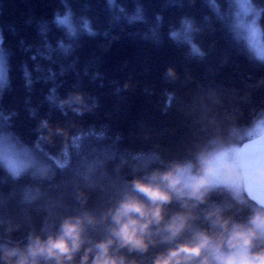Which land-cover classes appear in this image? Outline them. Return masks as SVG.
<instances>
[{
	"label": "trees",
	"instance_id": "obj_1",
	"mask_svg": "<svg viewBox=\"0 0 264 264\" xmlns=\"http://www.w3.org/2000/svg\"><path fill=\"white\" fill-rule=\"evenodd\" d=\"M65 18L70 25L57 23ZM250 23L228 0H0V111L12 115L4 138L28 160L18 179L0 162V255L79 217L84 242L66 264H81L88 248L92 264L120 202L146 200L134 180L163 184L160 174L183 167L201 174L206 153L248 140L264 114V61L245 33ZM257 27L264 42V21ZM45 121L75 136L53 140ZM203 190V199L185 190L163 205L145 250L114 243L111 254L154 264L186 243V226L231 251L221 239L233 224L250 227L260 207L225 186ZM180 218L185 227L172 235L167 225ZM262 249L264 233L252 251Z\"/></svg>",
	"mask_w": 264,
	"mask_h": 264
},
{
	"label": "clouds",
	"instance_id": "obj_2",
	"mask_svg": "<svg viewBox=\"0 0 264 264\" xmlns=\"http://www.w3.org/2000/svg\"><path fill=\"white\" fill-rule=\"evenodd\" d=\"M182 170L168 171L160 174L163 184L146 182L136 179L132 182L133 189L141 193L146 200H141L134 195H127L111 213L113 227L111 237L96 244V255L92 264H125L123 257L113 256L111 247L118 243L120 247L130 250H145L148 247L147 233L153 224L163 220V205L174 197H183L185 189H191L188 194L203 199L202 186L208 183L205 179H195L186 183ZM91 219V218H90ZM216 223L225 230L229 222L218 218ZM250 227L233 224L227 237L221 239V246L226 245L230 253L216 250L212 245V238L205 234L198 235V242L181 244L178 248L171 249L158 255L154 264H183L193 258L203 256L201 264H210L206 250L211 249L216 257V264H264V249L252 251L254 240L260 234L259 229L264 228V212L256 213L250 220ZM184 226L182 218L173 219L168 225L172 235H177ZM82 218H67L61 225L58 235L31 238L24 249H5L0 255V260L6 264H42V261H55V264H66L73 259L83 244ZM93 251L88 248L81 260V264H88L89 254Z\"/></svg>",
	"mask_w": 264,
	"mask_h": 264
},
{
	"label": "rangeland",
	"instance_id": "obj_3",
	"mask_svg": "<svg viewBox=\"0 0 264 264\" xmlns=\"http://www.w3.org/2000/svg\"><path fill=\"white\" fill-rule=\"evenodd\" d=\"M247 6V5H245ZM248 19H250L248 17ZM245 33L248 37V40L253 48V54L258 57L257 53L264 51V42L262 41L260 31L256 26H251L250 24H245ZM0 74H2V69L0 67ZM264 131V114L261 115L254 122L252 127L247 130L244 137L253 138L254 136L260 134ZM240 145L235 143L234 145H229L227 147L220 146L218 148L212 149L210 152L206 153L203 161L204 168L203 172L198 175H194L190 168L183 167L180 172L184 177L186 183L192 182L195 179H205L208 183L202 188L205 187H215V186H225L236 193H242V177L240 170L236 169L233 166V159L236 157V152L239 151ZM226 154L222 158L221 154ZM0 162L10 170V165H14L18 173L22 172L26 165L28 164L27 158L20 153V150L16 149L13 145L10 144L8 139L4 138L3 142L0 143ZM11 171V170H10ZM12 172V171H11ZM191 191V189H185ZM259 212H264L260 208L255 210V214ZM185 227V225H184ZM190 226H186V243H196L198 242V233L194 232ZM259 233H264V228L258 230ZM188 241V242H187ZM214 247V246H213ZM216 250V247H214ZM221 251V250H219ZM224 253H230L231 251ZM204 255L208 256L210 264H216V257L211 249L206 250ZM203 258V256H201Z\"/></svg>",
	"mask_w": 264,
	"mask_h": 264
},
{
	"label": "snow or ice",
	"instance_id": "obj_4",
	"mask_svg": "<svg viewBox=\"0 0 264 264\" xmlns=\"http://www.w3.org/2000/svg\"><path fill=\"white\" fill-rule=\"evenodd\" d=\"M228 2L240 5V8L243 11L244 15L251 19V26H256L260 22L264 21V7L257 8L255 6L256 0H228ZM245 5H247V6H245ZM238 14L239 13H237V15ZM57 23L61 24V25H70V21L68 20V18H65L63 20H58ZM185 23H187V22H185ZM188 27H189V30H191V26L189 25ZM172 35L175 37L176 33H172ZM0 43H2V41H0ZM189 43H190V41H189ZM191 51L194 55H202V53L199 52V49L196 48L195 45H192ZM257 55L261 61H264V51L258 52ZM168 74L171 75V72H169ZM2 84H3V77H2V74H0V85H2ZM169 99L171 100V97ZM11 120H12L11 114L6 117V116H4L3 112L0 111V143H2L4 140L5 122L6 121L11 122ZM42 127L45 130L49 131V134L53 140L58 139V138L63 139L66 135V132H68V131H72L73 136H75L74 130L67 129L66 125H59V124H56L54 122L51 123V125H49V123L47 121H45L42 124ZM8 135L11 137L12 135H14V133L9 132ZM247 147H248V145L245 146V148H247ZM242 152H243V150L237 151L236 152L237 158L233 159V166L236 169L243 170L247 173L248 176H250L255 168H257L258 166H264V147H262L261 154L255 159L245 160V159L239 158V157H241ZM224 155H226V154L225 153L221 154L220 158H222ZM58 166L64 167L63 164H59V163H58ZM10 170L12 171L13 177L18 179L19 173L16 170L14 165H10ZM248 185H249V181L247 182V194H246L247 198H250L253 201V203L258 202L259 205L264 206V178H262L260 180V187H261V191H262V196L258 201H257V198L255 196L251 195Z\"/></svg>",
	"mask_w": 264,
	"mask_h": 264
},
{
	"label": "water",
	"instance_id": "obj_5",
	"mask_svg": "<svg viewBox=\"0 0 264 264\" xmlns=\"http://www.w3.org/2000/svg\"><path fill=\"white\" fill-rule=\"evenodd\" d=\"M246 145H248L247 148H245ZM262 147H264V131L254 136L253 138L244 141L240 145L239 151L243 150V152L241 157L239 158L245 160L255 159L261 154ZM240 173L242 177V189L244 194H247V182L249 181L248 186L250 189V193L252 196H255L258 201L262 196L260 180L264 178V166H258L257 168H255L250 176H248L247 173L243 170H240ZM248 199L251 200L250 198ZM255 204L261 209H264V206L259 205L258 202Z\"/></svg>",
	"mask_w": 264,
	"mask_h": 264
},
{
	"label": "bare ground",
	"instance_id": "obj_6",
	"mask_svg": "<svg viewBox=\"0 0 264 264\" xmlns=\"http://www.w3.org/2000/svg\"><path fill=\"white\" fill-rule=\"evenodd\" d=\"M251 139V138H250ZM249 140V139H248ZM255 204V203H254ZM256 205V204H255ZM257 206V205H256Z\"/></svg>",
	"mask_w": 264,
	"mask_h": 264
}]
</instances>
